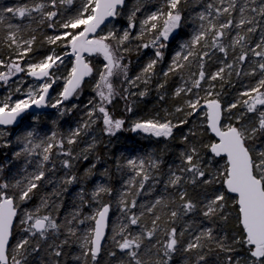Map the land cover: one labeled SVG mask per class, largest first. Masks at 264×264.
<instances>
[{
	"label": "snow or ice",
	"instance_id": "obj_1",
	"mask_svg": "<svg viewBox=\"0 0 264 264\" xmlns=\"http://www.w3.org/2000/svg\"><path fill=\"white\" fill-rule=\"evenodd\" d=\"M125 9L126 26L118 27L112 22L124 17ZM44 29L54 34L45 35L40 46L51 50L39 60L26 59L36 51V33ZM173 42L176 50L155 89L163 103L177 77L171 97L182 103L171 111L163 108V116L134 119L126 128L127 120L117 118L110 106L119 98L125 113L134 112V98L150 95L157 66ZM0 47L8 52L0 54V68L6 69L0 71V84L9 87L0 97V149L15 148L11 159L5 154L0 162V264H264V0H159L151 11L144 0L130 8L128 0H24L0 7ZM57 47L67 51L57 54ZM146 49L152 55L130 75L129 54ZM69 56L67 74L57 75ZM93 56L102 57L101 67L86 58ZM96 73L95 95L76 126L66 135L56 130L41 135V113L32 110L56 109L55 128L59 118L80 107L66 103L79 97L85 78ZM18 74L38 86L25 91L21 79L13 90L10 81ZM233 77L255 82L225 102L223 88L233 84ZM61 80L53 101L50 89ZM179 114L183 118L174 121ZM29 117L31 123L13 139L8 127ZM193 117L200 119L190 124ZM96 128L108 137L131 131L165 144L116 157V172L126 177L119 190L109 182V168L98 173L104 179L89 190L102 158L97 155L82 174L73 169L96 152L101 143ZM181 128L179 151L169 162L168 142ZM81 142L84 146L75 151ZM54 157H63L58 161L63 175ZM217 158L224 160L222 166ZM46 185L50 192L42 191ZM73 185L80 187L61 218L64 194ZM36 196V206L21 213ZM105 196H115V221L113 201L104 202ZM142 196L153 198L141 202ZM233 217L236 230L229 235ZM17 218L21 231L13 244ZM73 246L79 251H69Z\"/></svg>",
	"mask_w": 264,
	"mask_h": 264
},
{
	"label": "trees",
	"instance_id": "obj_2",
	"mask_svg": "<svg viewBox=\"0 0 264 264\" xmlns=\"http://www.w3.org/2000/svg\"><path fill=\"white\" fill-rule=\"evenodd\" d=\"M130 1V0H128ZM24 0H0V7H9V6H14L18 3H23ZM145 2V6L147 8V10H152V8L159 4V0H144ZM79 3V0H77V4ZM145 13H141L140 14V18H143V15ZM13 23H19L20 21L18 19H13L12 20ZM24 23H27V21H24ZM58 28V26H57ZM191 26H188L184 29H182V34L189 32L190 31ZM38 36V42L36 45V51L32 54V56L30 58H26L29 59L31 61H36L39 60L40 58H42V56L46 55L50 50H51V46L49 45H44L43 47L40 46L41 42L44 39L45 35H52L54 34L53 30H49V29H44L42 32L40 33H36ZM137 42H133V44L131 45V47L135 48ZM176 50V43L173 42L170 46V48L168 50H166L165 53V60L159 64L157 66V72H158V78L156 80H154L153 86L151 88V92L150 95L144 98H134L136 99L137 103L135 106V110L133 113L131 114H127L123 111V101L119 98H117L113 105L110 106V108L112 110L115 111V113L117 115H122L124 114L125 118L130 122L132 120H134L136 117L138 118H146L152 115H155L157 112L160 113L161 116L164 115L162 109L163 108H168L169 111H171V109L173 107H175L176 105L182 103V100H172L171 97V93L174 90L175 86L179 83V79L177 77H174L168 84L167 86V93H168V99L166 101H164L163 103L158 102L157 99V92L155 89V83L159 82V78H160V71L162 69H165L167 67L168 62L170 61L169 55H171L174 51ZM67 51V49L63 48V47H57L56 52L57 54H62L63 52ZM0 54L7 56L8 52L6 49L0 47ZM152 55V50L151 49H146V50H142L141 53L138 55L135 51H133L132 53L129 54L127 60H131V66H130V74L135 73L136 71L140 70V67H142L143 63L147 61V59ZM97 62L95 63L96 68H97V63H100V59L99 57L96 58ZM127 60L125 62H127ZM210 71H214L215 70V65H212L209 69ZM27 81L29 80H34L31 77H27L26 74H22ZM89 78V77H87ZM87 78H85V83L84 86L81 90V95L80 97H78L76 100V104H79L80 107L75 110L73 113L66 115L64 117L59 118L57 125L55 126V128L53 127L51 121L54 119H57L58 113L57 111H50V112H45L43 114H41V122L38 125V130L40 131L41 135H45V134H50L51 131L56 130L58 131V133H62V134H67L70 128H73L74 125L77 124V122L80 121L81 117L84 114V105L87 103V101L89 99H91V97L93 96L94 92L91 90L88 82H87ZM258 78V77H257ZM254 80H251L250 78H243L242 80H237L235 77H233V84L232 85H228L225 84L224 88H223V94H224V100L225 102H231L234 98V96L243 89L244 86L248 85L249 83H254ZM117 84V86H119L120 82L119 80H117L115 82ZM220 81H217V87L216 90L217 91H221L220 88ZM62 85L59 84L55 87L52 88V91L50 93L51 94H57L60 90H61ZM5 89L6 86L3 84H0V97L3 93H5ZM201 95H203V92L200 93ZM73 99H71L69 102L66 103V106L70 107ZM109 108V109H110ZM114 108V109H113ZM183 118V114H179L178 117H173L174 121L175 119ZM192 120H199L198 117H193L192 119H190V124L192 123ZM31 120L30 117L21 122L17 127H8V130L16 135L21 134L24 130H25V126L26 124H30ZM126 128H128L127 124L125 125ZM94 131H98L99 135H100V140L101 143L97 146L96 152L93 153L89 160L87 162H83L81 161L79 163L78 168H74L73 171H77L78 173L82 174L84 171V168L88 167L89 164L95 162V157L97 155H99L102 159L100 161V163H98L97 165V175L92 179V181L90 183H88L86 185V187L90 190L92 188V186L95 184L96 181H100L104 178L100 177L98 175V173L100 171H103L104 168H109L110 169V173L112 176V179L109 181L111 186L116 189L119 190L121 188V185L123 183V178L126 177H121L120 174H118L116 172L115 169V159L116 157L120 156L121 154H124V156H131V155H136L139 152H145L149 149H159L161 147L164 146L165 141L163 139H160L159 141L156 138L153 137H149V136H145L142 135L141 133H133L131 131H120L116 134V136L114 137H108L106 135H102L99 128H96ZM183 131H185V129L181 128V129H177L176 130V135H175V139L172 141H169V145L172 147L173 152L171 155L166 156V160L171 162V160L174 158L175 153L179 151L180 145H179V136L183 133ZM98 137V136H97ZM99 139V138H98ZM109 140L111 141V143H109ZM208 141L205 140V143H207ZM84 146L83 142H81L79 145L75 146V151H79L82 147ZM5 154H7V157L10 156L9 154V149H0V162H3L4 158H5ZM54 159L57 160V168L59 169L58 171V175H63L64 174V170L60 169L59 166V159H63V157H54ZM18 163V162H17ZM224 163V160L221 158H217V166H222ZM80 185H73L69 187V190L67 193L64 194V208L61 211V218L63 217L64 213L69 211L71 208V205L74 201L75 195L79 189ZM161 188L163 187L162 185L160 186ZM52 190L51 186H45L44 189H42V191H48L50 192ZM153 196H142L139 199L141 200V202H143L144 200H148V199H152ZM113 201V210L110 213L111 219L113 221H115L118 217V212L116 210L115 207V196L113 197H104V202H109V200ZM39 201V196L34 197L30 202L24 203L21 206V209H32L36 206V204ZM20 209V211H21ZM84 211L86 213H90L91 209L90 208H85ZM19 218L16 219V227H14V237L12 239V243L15 244L16 239L18 238V234L20 235V228H19ZM227 228L229 229V235H231L235 230H236V221L235 218L233 217L232 219H230ZM109 237H111V234L108 235ZM63 238V237H61ZM111 245V241L106 240L105 241V248L108 249ZM69 251L75 253L78 252L79 249L76 248L75 246H73V248H71ZM106 258V257H105ZM69 264H74V262H72L71 260H69ZM102 264H103V260H102Z\"/></svg>",
	"mask_w": 264,
	"mask_h": 264
},
{
	"label": "rangeland",
	"instance_id": "obj_3",
	"mask_svg": "<svg viewBox=\"0 0 264 264\" xmlns=\"http://www.w3.org/2000/svg\"><path fill=\"white\" fill-rule=\"evenodd\" d=\"M133 3H135V0H130V1H128L129 8L132 6ZM158 6H159V4L155 5V6L152 8V10H155V8L158 7ZM124 11H125V16H124V17L119 18L118 21H113V22H112V23H116L118 27H120V26H126V14H127V9H125ZM141 18H142V17H141ZM107 30H108V26H104V31H107ZM137 31H138V28H137ZM172 54H173V53H172ZM172 54L169 55V58H170V59H171ZM86 58L89 59V60L92 62V64H93L94 67H96V65H95V63L97 62V60H96L97 57H96V56H93V57H86ZM99 59H100V63H97V68H99V67L102 66V57H99ZM71 60H72V58H70V57H67V58H66L65 65L60 69V72H58L57 75H66V74H67V69L71 67ZM30 61H31V60H30ZM5 70H6V69H4V68H0V71H5ZM138 72H139V71H136L135 73H132V74H130V75L134 76V75H136ZM97 76H98V73H96V74H94L93 76L87 78V82H88V84H89V86H90V88H91L92 91H93V86H94L95 83H96ZM21 79H23V80L25 81V83H24L23 85H21L22 89L25 90V91L27 90V88H28L29 85H37V86H38V83H39L38 81H35V80H29V81H27V79H26L22 74H18L16 77H13L12 80L10 81V84H11V87H12L13 90L15 89V87H16L18 81L21 80ZM116 81H117V80H116ZM116 81H115V82H116ZM59 84H61L62 87H63V81H62V80H61V81H58L53 87H55V86H57V85H59ZM5 86H6V85H5ZM62 87H61V89H62ZM8 91H9V87L6 86L5 93H3V94L1 95V97H3L4 95H6V94L8 93ZM57 94H58V93H57ZM57 94H55V95H54V94H51V95H50V99L54 101V99L57 97ZM80 95H81V94H80ZM80 95H79V97H80ZM94 95H95V93L93 94V96H92L91 98H93ZM14 98H22V93H15ZM77 98H78V97H74V98H72V99H73L72 102L75 103L76 100H78ZM113 109H114V108H113ZM51 111H57V110H56V109H52ZM109 111L113 112L114 115H115L117 118H121V117L125 118L124 114H123V116H122L121 114H120V115H117V114L115 113V111L112 110L111 108L109 109ZM137 118H138V117H136L135 119H137ZM198 118H199V117H198ZM125 119H126V118H125ZM199 119H200V118H199ZM126 120H127V119H126ZM132 121H133V120H132ZM132 121L129 122V121L127 120V126H128V128L131 126V122H132ZM75 126H76V125H74L73 128H74ZM94 132H95V135L98 136V138L100 139L99 132H98V131H94ZM141 134L147 136V134H143V133H141ZM12 138H13V139L15 138V134H14V132L12 133ZM153 138H154V137H153ZM14 150H15V148L9 149V154H10V156L7 157L8 159H11V152L14 151ZM23 210H24V208L21 209V213L23 212ZM18 223H19V221H18ZM110 234L112 235L111 231L108 230L107 235H110ZM18 237H19V234H18Z\"/></svg>",
	"mask_w": 264,
	"mask_h": 264
},
{
	"label": "water",
	"instance_id": "obj_4",
	"mask_svg": "<svg viewBox=\"0 0 264 264\" xmlns=\"http://www.w3.org/2000/svg\"><path fill=\"white\" fill-rule=\"evenodd\" d=\"M104 27V26H103ZM70 58H72L71 56H69ZM73 59V58H72ZM33 79V78H32ZM36 81V80H35ZM52 89H50V93H51ZM52 109L51 108H44V109H33V112H40L41 114L45 113V112H50ZM18 125L15 126H9V127H17ZM16 223V220L14 221V224ZM108 233V231H107ZM105 243V242H104Z\"/></svg>",
	"mask_w": 264,
	"mask_h": 264
}]
</instances>
